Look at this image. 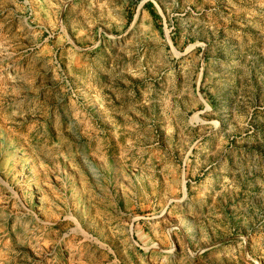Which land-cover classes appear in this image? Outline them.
<instances>
[{"label": "rangeland", "instance_id": "374dc122", "mask_svg": "<svg viewBox=\"0 0 264 264\" xmlns=\"http://www.w3.org/2000/svg\"><path fill=\"white\" fill-rule=\"evenodd\" d=\"M0 264H264V0H0Z\"/></svg>", "mask_w": 264, "mask_h": 264}]
</instances>
